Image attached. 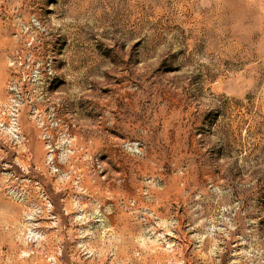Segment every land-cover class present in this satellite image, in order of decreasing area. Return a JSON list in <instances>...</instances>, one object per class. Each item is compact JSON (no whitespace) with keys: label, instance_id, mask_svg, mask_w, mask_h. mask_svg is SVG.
I'll return each instance as SVG.
<instances>
[{"label":"rangeland","instance_id":"1","mask_svg":"<svg viewBox=\"0 0 264 264\" xmlns=\"http://www.w3.org/2000/svg\"><path fill=\"white\" fill-rule=\"evenodd\" d=\"M0 264H264V0H0Z\"/></svg>","mask_w":264,"mask_h":264}]
</instances>
